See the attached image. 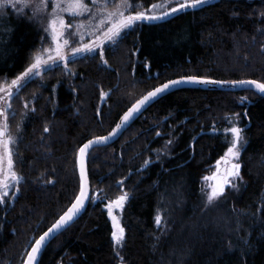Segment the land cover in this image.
I'll use <instances>...</instances> for the list:
<instances>
[{
	"label": "trees",
	"instance_id": "16d2710c",
	"mask_svg": "<svg viewBox=\"0 0 264 264\" xmlns=\"http://www.w3.org/2000/svg\"><path fill=\"white\" fill-rule=\"evenodd\" d=\"M140 1L147 8L161 0ZM37 29L0 14V91L13 92L6 125L17 137L12 169L22 178L16 199L0 203V264H23L79 193V148L107 134L150 89L185 76L264 83V0H207L137 25L102 55L77 53L11 88L32 64L43 34ZM233 117L245 142L239 185L209 203L202 179L226 157L219 132ZM87 173V208L37 264H177V257L181 264H264V98L254 92L167 94L114 144L92 150ZM122 195L117 248L109 207Z\"/></svg>",
	"mask_w": 264,
	"mask_h": 264
},
{
	"label": "snow or ice",
	"instance_id": "6c2138e0",
	"mask_svg": "<svg viewBox=\"0 0 264 264\" xmlns=\"http://www.w3.org/2000/svg\"><path fill=\"white\" fill-rule=\"evenodd\" d=\"M207 0H183L179 4L178 7H173L171 9L172 13H175L177 11L187 9L189 7H198L203 3H206ZM92 3L95 4L96 0H92ZM12 6V7H20L21 10L32 8L33 9V15H36L37 13H40L44 11L48 7V0H39V3H36L35 0H0V9H3L5 7ZM123 7L129 8L132 7V5L129 3V0H123ZM160 7V5H153V8ZM89 11L87 5L83 2V0H56L54 9H53V16L49 23V29L51 31L52 41L55 44V56L52 55V49L48 50L47 57L45 58L43 55H37L35 57L34 62L15 80H13L12 87L19 88L21 86V82L24 81L26 78H28L30 75H37L41 71L42 67L47 65L49 61L55 62L56 58H59L61 60H65L66 57L62 55V47L63 45L68 44V40H63V45L61 44V38L64 36V30L67 27L65 24V20L62 15H60L61 12H68L72 16L81 15L83 12ZM170 13L166 12V15H169ZM164 16H158V15H148L145 12L137 11L135 15H125L124 11L120 10L119 7L116 8L115 12H109L108 13V20L109 27L104 32V37L101 40V43H103V40L106 39L110 42H115L118 37H120L121 33L127 29L132 28L136 22L138 21H153L158 19H163ZM102 23H104L102 21ZM77 27H83V25H79ZM97 44L94 41L92 44H83L81 47H78L74 49V54L81 53V52H93L96 50ZM44 50L42 49L41 52ZM181 82H189L194 84H210V83H219L218 81L208 80L204 78H200L197 76H190L187 77L183 81L174 80L170 81L169 83L163 84L161 87H158L154 89L153 91L149 92L146 96L141 99L137 105H135L132 109H130L123 117V121H128L136 112L140 110V108L149 102L151 99L157 97L158 94L163 93L165 90H167L170 86L177 85ZM239 84L242 85H248L250 87H254L256 90H258L260 93H264V83H259L255 80H246V81H239ZM7 93V98L10 99L13 95V92L11 89H4ZM119 127V126H118ZM45 131H48L47 128H45ZM234 139L232 142V146L228 148L227 155L224 158L225 163H228L229 159H237L239 157V150L237 145L239 144V141L241 139L240 132L241 130L236 127H232L230 129ZM0 135H3V133H0ZM107 138H99L97 141H89L88 143H85L80 149H79V155H80V165H81V180H82V187L80 189V195L77 197L75 202L72 204V206L67 210V212L60 217V219L46 232L44 235L40 237L38 241H36V246L32 249V253L28 258V264H34V261L36 259V255L40 252L41 247L45 241V238L49 235V233L53 232L54 230H59L61 227L66 225L68 222H70L73 217L80 211V209L83 207L85 199L87 198V177L84 174V159L85 155L87 153V150L93 145V143H99L101 140H106ZM10 141L4 142V148L5 153L7 155V163L8 168L11 170L12 168V159H11V152L10 149H8V144ZM3 158H0V162H2ZM239 168L240 165L238 163H233L231 165V170L228 169L225 170L224 178L219 180L214 186L211 187V191L208 193L207 199L209 203H212L214 200L219 198L221 195H223L225 186L227 183H229L228 178L229 177H236L239 176ZM11 178L18 181V177L15 176V173H11ZM215 180L216 177H205V180ZM3 187L7 189L9 185L5 182L3 184ZM6 195V193H5ZM2 199V198H0ZM126 199V195H122L116 200L115 206L117 208H121L124 201ZM112 208L109 207V214L111 215ZM114 221V228L118 230L117 232L113 233V238L115 242L119 245L124 237V229L119 226L118 223L115 222V217L113 216ZM161 222V218L157 216L156 223L159 225Z\"/></svg>",
	"mask_w": 264,
	"mask_h": 264
},
{
	"label": "rangeland",
	"instance_id": "374dc122",
	"mask_svg": "<svg viewBox=\"0 0 264 264\" xmlns=\"http://www.w3.org/2000/svg\"><path fill=\"white\" fill-rule=\"evenodd\" d=\"M35 2L39 3V0H35ZM83 2L87 5L89 11H85L81 15L72 16L68 12H61L60 13V15L63 16V18L65 20V24L67 26L64 30V36L61 38V44L63 45L64 39L68 40V44L63 45V47H62V55L64 57H66V59L61 60L59 58H56L55 62L60 61L62 63H65L66 61H68L67 59H69L70 57H73L75 55L74 49L81 47L85 43L92 44L94 41L96 42V44L98 42H100V44L97 45L95 51L88 52V54L92 55L96 52H99L102 55L103 49L106 46L115 43V42H110L106 39H104L103 43H101V40L104 37V32L110 26L109 23L107 22L108 13L109 12H115L117 7H119L120 10L124 11V14L126 16L127 15H135V13L137 11H141V12H145L148 15L164 16L163 19H165V18L176 13V12L172 13L171 9L173 7H178L179 4L181 2H183V0H161V1H157V2H154L150 5H148L147 8H143L140 0H129V3L132 5V7H129L126 9L123 7V0H96L95 4L92 3V0H83ZM55 3H56V0H48V7L44 11L37 13L36 15H33V9L32 8H27V9L21 10L20 7L8 6V7H5L3 9H0V14L10 13V14L17 16V17L26 18V20L30 24H32L35 28H38L40 31L43 32V34H41V36H40V44L31 56L32 63L34 62L35 57L37 55H43L46 58L49 49L53 50L52 55L55 56V51H54L55 44L52 41L51 31L49 29V23H50V20L52 19V16H53V9H54ZM153 5H160V7L153 8ZM183 10H185V9H183ZM166 12H168L170 14L165 16ZM102 21L104 23H102ZM155 21L156 20H153V21L144 20V21L136 22L132 28L123 31L121 33L120 37H118L116 39V41L118 39H120L123 35H125L126 33L133 30L137 25H141L142 23H146V24L152 23ZM79 25H83V27H77ZM39 30H38V32H39ZM42 49L44 50L43 52H41ZM49 63H51V64H49ZM50 67H52V69H53V68L58 67V66L54 62L49 61L47 65L43 66V69H48ZM30 76H33V75H30ZM55 85H56L55 82L49 84V86H51L52 89L55 88ZM10 86H12V84ZM11 88H13V87H11ZM0 93H1L0 94V96H1L4 93V89L1 90ZM6 96H7V94H6ZM6 101H7V99H5V101L0 104V110H1V112H0V130H4L3 141L1 142V145H0V158H3L2 162H0V198H2V199H0V203L10 204L16 199V197L18 195V186H19V183L21 182L22 178H21V176L16 174L12 168H11V170H9V168H8L7 155L5 153L4 142L10 141V143L8 144V149H10L11 156H12V150L16 144V138L17 137H16V135L10 136L9 133L7 132V130H8V126L6 125L7 112L5 110ZM237 121H238V118L233 117L228 122L229 125L224 130L220 131L219 133H223L225 131H230V129L232 127L238 128V125H237L238 122ZM223 136L227 138L225 143H227V145H228V147H227V150H228V148L231 147V145H232L233 135L228 133L226 135L223 134ZM244 146H245V142H244L243 137H241V140L239 141V147H238L239 156H240L241 151L244 148ZM11 159H12V157H11ZM238 159H239V157L237 159L230 160L228 163H224V164L222 163V160H219L217 162V164L214 166V168L212 169L211 174L208 176L209 178L216 177V179L215 180H212V179L205 180V178L202 179V184L204 185V188L206 190L211 191V187L214 186L219 180L224 178V173H225L226 169H228L230 171L231 165L233 163L239 164ZM239 172H240V168H239ZM11 173H15V176L19 178L18 181L11 178ZM228 180H229V183L226 184L223 195L227 191L230 192L233 189H236L237 186L239 185V181H240L239 176L229 177ZM5 182L9 185V187L7 189H5L3 187V184ZM5 193H6V195H5ZM122 207H123V205H122ZM122 207L121 208H112V211H113V213L117 219V223H119L120 212L122 210ZM218 219H219L220 223L222 222L223 224H225L223 222V219L220 220V218H217V220ZM118 234L119 233L117 230V235ZM122 242H123V240L118 245L114 240V244L117 248H119L122 245ZM176 260H177V264H181L182 263L181 261H183V259L180 257H177Z\"/></svg>",
	"mask_w": 264,
	"mask_h": 264
},
{
	"label": "water",
	"instance_id": "95a60500",
	"mask_svg": "<svg viewBox=\"0 0 264 264\" xmlns=\"http://www.w3.org/2000/svg\"><path fill=\"white\" fill-rule=\"evenodd\" d=\"M187 77L190 76H185V77H179V78H175V79H171L169 81H166L162 84H159L155 87H153L152 89H150L148 92H146L145 94H143L141 97H139L133 104H131L118 118L116 124L114 125V127L112 128V130L110 132H108L105 135H102L100 137H95V138H91L88 139L87 141H85L82 146L85 143H88L89 141H97L99 138H107L106 140H101V142L99 143H93V145L87 150V153L85 155V159H84V174L87 177V198L85 199L84 205L83 207L80 209V211L73 217V219L68 222L66 225H64L63 227H61L59 230H54L53 232L49 233V235L45 238V241L41 247L40 252L36 255V259L34 261V264L38 263V259L39 256L42 252V250L52 241L54 240L62 231H64L67 227H69L70 225H72L81 215L82 213L85 211V209L88 206L89 203V199H90V183H89V178H88V173H87V164H88V157L90 152L94 149V148H98V147H102V146H109L114 144L122 135L123 133L148 109L150 108L155 102H157L159 99H161L162 97L166 96L167 94H170L172 92L175 91H179V90H185V89H191V90H201V91H224V92H239V91H243V90H248V91H252L255 94H257L258 96L264 98V93H260L258 90H256L254 87H250L248 85H242L239 84V81L236 82H231V83H210V84H194V83H189V82H181L177 85L174 86H170L167 90H165L163 93H160L157 95V97L151 99L149 102H147L146 104H144L140 110L138 112H136L128 121H123V117L124 115L130 110L132 109L135 105H137V103L143 99L144 96H146L149 92L153 91L154 89L161 87L163 84L165 83H169L170 81H174V80H179V81H183L185 80ZM119 126V127H118ZM229 132V131H228ZM0 137H2V135H0ZM81 146V147H82ZM80 147V148H81ZM77 167H78V174H79V178H80V189L82 187V180H81V165H80V155H79V151L77 154ZM80 195V190L79 193L77 195V197ZM77 197L74 199V201L70 204V206L58 217L57 220H55V222L45 231L43 232L39 238L36 240L38 241L40 239V237L42 235H44L46 232H48V230L50 228H52V226L60 219L61 216H63L67 210L72 206V204L75 202V200L77 199ZM112 225H114V221H113V215L111 214L110 216ZM116 222V219H115ZM114 227V226H113ZM36 241L32 244V246L30 247L26 258L23 262V264H28V258L32 253V249L36 246Z\"/></svg>",
	"mask_w": 264,
	"mask_h": 264
},
{
	"label": "bare ground",
	"instance_id": "6f19581e",
	"mask_svg": "<svg viewBox=\"0 0 264 264\" xmlns=\"http://www.w3.org/2000/svg\"><path fill=\"white\" fill-rule=\"evenodd\" d=\"M208 80H209V79H208ZM235 82H236V81H235ZM221 83H231V82H221ZM137 120H138V119H137ZM137 120H136V121H137ZM136 121H135V122H136ZM135 122H134V123H135ZM134 123H133V124H134ZM115 124H116V123H115ZM133 124H132V125H133ZM113 127H114V126H113ZM236 128H237V127H236ZM111 130H112V129H111ZM111 130H110V131H111ZM110 131H109V132H110ZM228 133L232 134L231 131H229V132H228V131H225V132H223L222 134H228ZM123 134H124V133H123ZM240 136L242 137L241 133H240ZM97 137H100V136H97ZM94 138H95V137H94ZM233 139H234V137H233ZM240 140H241V139H240ZM231 146H232V145H231ZM102 147H106V146H102ZM237 147H239V144L237 145ZM98 148H100V147H98ZM94 149H96V148H94ZM94 149H93V150H94ZM77 169H78V167H77ZM45 231H46V230H45ZM45 231H44V232H45ZM38 238H39V237H38ZM38 238H37V239H38Z\"/></svg>",
	"mask_w": 264,
	"mask_h": 264
},
{
	"label": "flooded vegetation",
	"instance_id": "af4514ba",
	"mask_svg": "<svg viewBox=\"0 0 264 264\" xmlns=\"http://www.w3.org/2000/svg\"><path fill=\"white\" fill-rule=\"evenodd\" d=\"M0 100L2 101L3 100V97H0ZM3 134H4V132H3ZM224 135H226V134H224ZM3 140L2 139H0V145H1V142H2Z\"/></svg>",
	"mask_w": 264,
	"mask_h": 264
}]
</instances>
